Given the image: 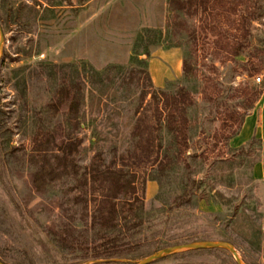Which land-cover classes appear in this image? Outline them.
I'll return each instance as SVG.
<instances>
[{
	"label": "rangeland",
	"instance_id": "obj_1",
	"mask_svg": "<svg viewBox=\"0 0 264 264\" xmlns=\"http://www.w3.org/2000/svg\"><path fill=\"white\" fill-rule=\"evenodd\" d=\"M233 1L204 17L195 0H0L2 262L135 264L168 247L224 241L244 264H264V188L248 181L245 155L228 142L251 111L245 112L243 88L264 90V0ZM69 84L72 94L60 103V89ZM78 88L76 127L69 107ZM180 88L192 100L189 152L165 169L151 94ZM68 135L81 141L68 164L89 166L100 155L104 164L136 175L145 211L141 232L130 238L131 258L83 262L71 244L94 236L87 229L98 203L91 198L88 210L75 204L70 166L66 173L47 163L61 156ZM162 137L163 154L172 137L166 130ZM44 167L52 171L38 178ZM89 191L97 198L102 188L92 184ZM152 264L237 262L219 248Z\"/></svg>",
	"mask_w": 264,
	"mask_h": 264
},
{
	"label": "trees",
	"instance_id": "obj_2",
	"mask_svg": "<svg viewBox=\"0 0 264 264\" xmlns=\"http://www.w3.org/2000/svg\"><path fill=\"white\" fill-rule=\"evenodd\" d=\"M195 1L200 6L204 17H207L208 14L211 16L212 13L216 12L218 5L226 8L228 4L234 3L233 0ZM241 2L245 3L243 0ZM241 51L242 47L238 45L234 55H240ZM182 66L185 76L193 74L190 56L186 55L184 57ZM144 74L148 82H151L149 73L144 71ZM72 89L73 85L71 84L64 85L60 89V103L70 97ZM243 92L247 98V104L245 105V112L247 113L254 108L263 91L245 86ZM82 101L83 95L80 88H78L71 97L69 107V121L74 123L76 127L80 125L79 118ZM151 104L153 105L156 121L157 158H161L159 164L162 168H170L174 162L184 160L183 157L189 152L187 151V149L189 150L190 130L188 109L192 105L191 94L185 88H180L175 94L153 92L151 94ZM49 108H52L53 111H58V105H53ZM245 116L240 118L241 125L244 122ZM164 130L167 131L172 139L167 147L168 149L162 154V132ZM80 142L79 139L73 141L72 137L68 135L67 143L60 147L61 156L47 160V163L51 167L54 163L60 164L66 173H69L68 169L70 166L77 181V193L74 198L75 204L83 205L88 210L91 198H95V202L98 203V207L93 211L91 222L87 229V231L95 230L94 236L91 240L85 241H80L76 238L71 244L76 249L81 250L80 260L83 262L98 259H129L133 256V252L136 249L133 247V243L130 242V238L140 233L144 225V200L138 195L136 175L124 169L113 167L111 164H104L100 155H97V160L89 166L80 167L73 162L68 164V154L73 150H77ZM237 152L247 155L251 151L239 149ZM50 171H52V168L44 167L39 171L37 177L39 178L41 174L44 175V173ZM41 179L44 186L50 184V180L44 177H41ZM92 184H98L102 188V192L97 198L92 197L94 195L89 191V186ZM183 198L179 199L182 201Z\"/></svg>",
	"mask_w": 264,
	"mask_h": 264
},
{
	"label": "crops",
	"instance_id": "obj_3",
	"mask_svg": "<svg viewBox=\"0 0 264 264\" xmlns=\"http://www.w3.org/2000/svg\"><path fill=\"white\" fill-rule=\"evenodd\" d=\"M228 142L232 149L251 150L244 156L242 169H245L250 183H259L264 188V90L238 133Z\"/></svg>",
	"mask_w": 264,
	"mask_h": 264
},
{
	"label": "water",
	"instance_id": "obj_4",
	"mask_svg": "<svg viewBox=\"0 0 264 264\" xmlns=\"http://www.w3.org/2000/svg\"><path fill=\"white\" fill-rule=\"evenodd\" d=\"M0 36L2 38L1 28H0ZM219 248L229 250L235 257L237 264H244L243 261L239 258L235 247L231 243L224 242V241H221V242L202 241V242H193V243L168 247V248L162 249L136 262L135 264H152L164 257L173 255L179 252L192 251V250H203V249H219ZM0 264H5V263L0 260Z\"/></svg>",
	"mask_w": 264,
	"mask_h": 264
},
{
	"label": "built area",
	"instance_id": "obj_5",
	"mask_svg": "<svg viewBox=\"0 0 264 264\" xmlns=\"http://www.w3.org/2000/svg\"><path fill=\"white\" fill-rule=\"evenodd\" d=\"M261 81H262V78L261 77H257L256 82L257 83H261Z\"/></svg>",
	"mask_w": 264,
	"mask_h": 264
}]
</instances>
